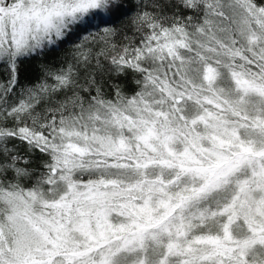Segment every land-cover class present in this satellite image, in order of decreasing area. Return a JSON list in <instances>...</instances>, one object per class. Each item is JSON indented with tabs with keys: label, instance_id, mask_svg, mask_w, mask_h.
I'll list each match as a JSON object with an SVG mask.
<instances>
[{
	"label": "snow or ice",
	"instance_id": "6c2138e0",
	"mask_svg": "<svg viewBox=\"0 0 264 264\" xmlns=\"http://www.w3.org/2000/svg\"><path fill=\"white\" fill-rule=\"evenodd\" d=\"M0 264H264V0H0Z\"/></svg>",
	"mask_w": 264,
	"mask_h": 264
}]
</instances>
